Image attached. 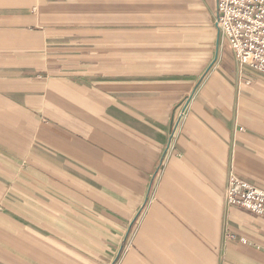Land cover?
<instances>
[{
	"label": "crops",
	"instance_id": "crops-1",
	"mask_svg": "<svg viewBox=\"0 0 264 264\" xmlns=\"http://www.w3.org/2000/svg\"><path fill=\"white\" fill-rule=\"evenodd\" d=\"M218 0H0V264H264V71ZM246 80H249L248 82Z\"/></svg>",
	"mask_w": 264,
	"mask_h": 264
},
{
	"label": "built area",
	"instance_id": "built-area-1",
	"mask_svg": "<svg viewBox=\"0 0 264 264\" xmlns=\"http://www.w3.org/2000/svg\"><path fill=\"white\" fill-rule=\"evenodd\" d=\"M217 23L241 71H264V0H218ZM225 200L264 216V188L238 175L231 174Z\"/></svg>",
	"mask_w": 264,
	"mask_h": 264
}]
</instances>
